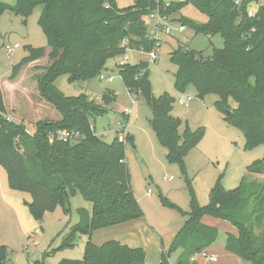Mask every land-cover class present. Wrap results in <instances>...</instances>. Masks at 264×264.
<instances>
[{"label":"trees","instance_id":"trees-1","mask_svg":"<svg viewBox=\"0 0 264 264\" xmlns=\"http://www.w3.org/2000/svg\"><path fill=\"white\" fill-rule=\"evenodd\" d=\"M258 2L241 0L236 6L235 0H185L171 3L166 11L164 0H135L123 9L117 0H16L14 7L0 4V17L12 11L25 20L42 7L38 24L51 49V63L37 76L38 90L61 115L59 121L34 123V133H29L23 123L7 119L0 83V166L7 173L8 186L31 195L26 204L37 222L59 207L69 210L70 198L77 193L92 205L91 212L78 210L80 220L62 246L71 248L78 236H88L83 259L59 264H146V253L119 241L102 246L91 241L96 231L145 217L126 162L128 146L136 148L134 137H116L107 143L92 123L110 112L115 93L108 91L103 105L96 104L85 94L65 96L56 86L57 79L68 75L71 83H85L99 77L110 59L128 49L151 53L160 44L149 38L144 17L158 9L176 14L192 3L208 22L200 24L182 17L179 23L196 35H220L224 47L215 48L210 57L182 47L172 51L171 61L178 67L176 89L184 92L193 86L202 99L217 95L216 109L227 124L242 132L245 149L264 146V4L254 15L249 11ZM26 50L27 56L12 68V81L25 66L47 56L45 47L26 46ZM119 70L128 91L141 95L151 109L150 125L166 148L168 161L184 166L189 152L203 140L205 129L193 131L187 126L180 134L182 120L172 115L175 99L167 93L154 96L148 63L124 64ZM60 131L79 134L80 138L58 140ZM247 174L264 176V156L247 167ZM161 199L187 215L165 197ZM190 209L188 220L170 248L163 251L161 264H172L170 258L178 251L175 264H196L194 258L217 243L219 231L203 224L205 216L230 222L237 230V236H228L229 253L248 264H264V181L250 184L246 176L238 188L225 190L218 179L206 206H200L191 193ZM8 255V247L0 245V264H9Z\"/></svg>","mask_w":264,"mask_h":264},{"label":"rangeland","instance_id":"rangeland-1","mask_svg":"<svg viewBox=\"0 0 264 264\" xmlns=\"http://www.w3.org/2000/svg\"><path fill=\"white\" fill-rule=\"evenodd\" d=\"M184 1L164 0L166 3ZM134 3L135 0H117L121 9ZM0 4L14 7L16 0H0ZM262 4H264L262 0L253 3L249 8L250 12H254L251 14L254 15ZM41 12L42 7H38L27 20L12 11H6L0 17L1 87L9 109H15L18 114L28 115L29 120H34L42 111L37 103L36 96L39 93L35 88L37 82H34L42 72L41 74L38 72L34 78V72L27 68L17 80L12 81L9 77L13 66L27 56L28 42L36 48L47 47V39L38 24ZM165 14L176 29L180 27L179 20L182 17L200 24L208 22L207 16L192 3L187 4L176 14ZM185 28L184 33L174 31L178 40L173 43L163 41L175 36H162V46L156 50L158 55L156 62H151L148 53L137 49H128L123 55L110 59L106 65L107 70L103 71L102 75L113 77V82L97 77L85 83H71L68 75H62L57 79L56 86L65 96L76 97L85 94L88 100L96 104L103 105L105 93L113 91L117 95V100L109 106L110 112L92 120L96 134L105 142L111 143L116 137L125 139L128 133L134 137L136 144L135 149L128 146L126 162L130 170L134 195L145 217L142 221L96 231L91 241L97 246L114 240L134 247L143 246L147 250L154 245L159 246L160 237L168 246L174 232L183 227L189 218L191 193H194L200 206H206L209 203L211 189L218 179L225 190L238 188L246 176L250 184L264 181V176L247 174V167L263 158L264 146L252 150L245 149L246 140L242 132L227 124L222 119L223 115L216 109L215 103L219 97L212 94L202 99L193 86L187 87L184 92L176 89L178 67L171 61L172 51L182 47L201 53L204 57H210L215 48L224 47V40L220 35L214 37L196 35L190 27ZM16 43L21 47L10 55L6 46H14ZM124 57L128 58L126 62L130 65L140 62L149 64V77L155 97L167 93L175 99L173 115L182 120L181 135L187 126L193 131L205 129L203 140L197 148L189 152L184 160V166L168 161L167 150L159 143L150 125L151 109L141 95L130 94L126 88L116 65L118 62H124ZM50 63L47 58L42 62L41 68L45 70ZM181 97L192 98L189 106L180 103ZM126 109L130 110L127 117L121 113ZM27 124L32 128L30 123ZM0 171L2 172L0 198L1 193L7 191L12 196L10 197L12 202L17 205L8 210L0 206V245L9 249L8 263L59 264L64 260H82L86 244L89 242L88 236H78L71 248L62 246L80 220L78 210L83 208L91 212V203L77 193L70 198L69 210L59 207L54 213H48L42 222H37L26 204L31 202V195L11 190L8 186L7 173L2 166ZM161 197L180 207L187 215L184 216L171 208ZM222 224L223 222H220L219 238L214 248L216 245H226L227 234ZM129 233L132 234L130 237ZM178 257L179 251L173 253L171 263L175 264Z\"/></svg>","mask_w":264,"mask_h":264},{"label":"crops","instance_id":"crops-1","mask_svg":"<svg viewBox=\"0 0 264 264\" xmlns=\"http://www.w3.org/2000/svg\"><path fill=\"white\" fill-rule=\"evenodd\" d=\"M250 13H254V12H250ZM184 32H186V28H185V31ZM172 36H175L174 32L169 37H172ZM177 40L178 39H177L176 36L175 37H172V38H168V40H164V41L161 40L160 47L159 48H161V46H162L161 45L162 44V41L163 42H166V43H168L169 41H171L173 43V42H175ZM16 44H18V43H16ZM27 46L34 47L30 42H28ZM45 48H46L47 56L45 58L39 60V61H36V62H34V63H32V64H30L28 66H25L21 70V72L18 75V77L16 78V80L19 79L22 76L23 72L27 68H30L31 71L34 72V75H33L34 78H36L38 72H40V74H41V72H42V74L45 72V70L41 68L42 67L41 64H42L43 61H45L48 58V55L51 52V49L48 50V47H45ZM124 60H125L124 62H118V63H116V65L119 67V66L124 65V64H129L128 62H126L128 60V58H125ZM106 70H107V68L105 69V71ZM108 77H111V76H108ZM111 78H113V77H111ZM113 80L111 82H113ZM34 82H37V80H35ZM35 88H36V90H38V83H37V87H35ZM2 90H3V88H2ZM36 97H37V103H39V106H40V108H41L42 111L40 110L41 113H39L38 115H36V118L34 120H29L30 118L28 117V115L23 114V113L18 114L15 109L10 110L9 107H8V104L6 102L5 96H4V100H5V104H6V110H7V115H6L7 119L10 120V121H12V122L18 123V124H20V123L25 124L26 127H27L28 132L31 133V134L34 133V127H33V124L34 123H36L38 121H42V120L59 121L61 119V115L50 104H48L45 100L42 99V97L40 96V93H37V96ZM116 100H117V95H116ZM124 111H121V113H122V115H124V116L127 117L129 114L124 113ZM173 111H174V109H173ZM173 111H172V115H173ZM174 117H176V116H174ZM177 118H179V117L177 116ZM27 123H30V125H31L32 128H29V125ZM121 124H122V122H121ZM94 127H95V125H94ZM127 135H129V134L127 133ZM120 139L121 140H124L122 138H120ZM1 176H2V172L0 171V177ZM7 180H8V178H7ZM10 197H12V196H10V194L7 191H4L3 193H1L0 206H2V208L4 207L5 210H8L9 208H12L13 209L14 207H17V205H15L12 202V200L10 199ZM0 211H1V209H0ZM202 222H203L204 225L209 226V227H212V228H215L217 230L220 227V222H223V224L221 226H223L224 227V230L226 231L227 239H228V236L229 235H234V236H237L238 235L237 230L235 229V227L232 226V224L230 222L223 221V220H220V219H216V218H213V217H210V216H205L203 218ZM181 229H182V227L174 232V236H173V238H172V240H171V242H170V244L168 246L165 245L164 239L162 237H160V240H159L160 241V244H159V246L154 245L151 248H147V250H146V247H143V246L140 247L146 253V264H161V258H162L163 251L164 250L167 251L170 248V246H171V244H172L175 236L179 233V231ZM131 235H132L131 233L128 234L129 237ZM126 245H128L130 247H134V246L129 245L128 243H126ZM213 246L206 251V253L208 255L207 258H204L202 255H198V256H196L194 258L196 264H248V263L242 261L237 256L229 253L226 250V245L225 246H224V244H220L218 246L216 245L215 248ZM134 248H136V247H134ZM179 255H180V251H179ZM213 258L217 259V261H215V262L212 261Z\"/></svg>","mask_w":264,"mask_h":264},{"label":"built area","instance_id":"built-area-1","mask_svg":"<svg viewBox=\"0 0 264 264\" xmlns=\"http://www.w3.org/2000/svg\"><path fill=\"white\" fill-rule=\"evenodd\" d=\"M264 3V0H262ZM173 2V1H172ZM241 3L240 0H235V5L239 6ZM171 3H166L164 4V11H166L169 7H170ZM145 22L148 25V33H149V38L151 40H154L158 43V45L160 44L161 40H162V36H170L173 34V32L175 30H177L179 33H183L185 31V26H183L182 24H180V27L178 29H176L167 19L165 12L162 13V11L160 9L150 13L149 15H146L144 17ZM20 48L19 44H15L14 46H6V50L7 52L11 55L13 53V51L15 49ZM156 50H153L151 53H149L150 58H151V62H156L158 59ZM99 78L101 80H108L109 82H111L113 80V78L105 76V75H100ZM192 101L191 97H181L180 98V103L188 106L190 104V102ZM136 103V102H135ZM124 113L129 114L130 110L126 109L124 111ZM57 138L58 140H62V141H74L76 139L80 138L79 134L73 133V132H68V131H60L57 134ZM150 193V191H149ZM202 256L204 258H207L208 255L207 253H203ZM212 261H217V259L213 258Z\"/></svg>","mask_w":264,"mask_h":264}]
</instances>
